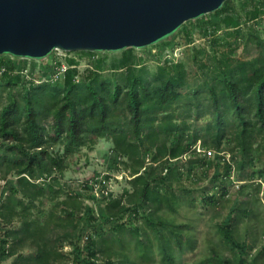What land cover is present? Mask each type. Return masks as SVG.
I'll use <instances>...</instances> for the list:
<instances>
[{"label": "trees", "instance_id": "trees-1", "mask_svg": "<svg viewBox=\"0 0 264 264\" xmlns=\"http://www.w3.org/2000/svg\"><path fill=\"white\" fill-rule=\"evenodd\" d=\"M225 1L216 12L231 8L229 0ZM263 13L264 10L256 5L250 11L249 19ZM222 22L226 34L238 33V19L228 14ZM250 33L245 40H254L259 54L238 63L236 69L229 66L227 56L223 55L219 72L213 76L212 82H205L213 112L203 129L216 151L220 150L226 136H232L239 151L240 167L254 162L255 149L261 150L256 158L264 160V39L256 32ZM167 36L171 33L164 37ZM133 48L120 50L122 58L119 63L122 64L119 67H125L120 76H102L91 71L84 79L77 80L75 61L69 59L61 83L36 79L26 85L24 76L15 73V63L0 57L1 87L22 84L17 90L19 96L10 94L9 102L0 111V169L5 174L13 172L16 177V187H11L0 199V225L24 215L17 227H0V258L13 256L10 264H58L66 258L67 253L58 247L57 242L63 239L71 243L76 236L78 218L74 210L62 207L57 211L56 208L61 203L79 208L78 195L70 193L66 199L55 201L43 220L40 216L27 217L26 213L34 206L35 200L43 203L45 198L56 197L60 192L59 188H54L56 179L53 174L54 170L63 168L64 155L82 146H92L101 138L110 140L114 154L123 158L121 162L131 176L128 182L132 187L131 192L124 189L118 198L107 196L105 213L112 217L127 211L128 206L122 204V197L126 196L131 201L140 200L148 214L143 216L144 225L129 228L128 241L112 234L101 236L99 240L88 237V258L84 264H97V255L101 251L110 255L114 241L124 251L117 261L109 256L103 264H135L136 259L148 262L156 250L164 263L173 264L176 249L194 247V239L184 225L176 224L161 212H175L178 208L179 198L172 183L182 177L183 170L174 161L189 152L187 170L191 171L203 163L194 145L197 140L203 147L207 144L197 131L190 140H185L184 131L189 125L185 119L177 120L182 112L176 114L172 109L182 97L185 69L180 62L172 63L171 67L159 65L156 74L149 79L144 71L130 64L128 52ZM114 68H117L116 64H113ZM192 97H197V91ZM258 138L260 140L256 142ZM55 145L63 146L62 154L52 152ZM144 151L148 152V165L145 164ZM225 168L223 176H228L230 161L225 163ZM109 175L105 174L104 178ZM243 188L241 185L238 191ZM20 189L27 194L26 203L16 194ZM225 193L223 188L221 197ZM205 197L210 203L217 200L215 194ZM134 211L138 212L137 209ZM240 212L243 215L252 213L247 206L240 208ZM217 228L224 243L236 242L242 247L235 239L230 222ZM115 229L124 232V224ZM154 238H157L156 243ZM24 243L32 246L28 254L17 252V246ZM130 245L135 252L134 258L128 255ZM262 255L264 245L250 264H259L258 258ZM215 257H219L218 254ZM235 259L236 264H246L241 257ZM225 263L230 264L229 261ZM75 264H80L76 257Z\"/></svg>", "mask_w": 264, "mask_h": 264}, {"label": "rangeland", "instance_id": "rangeland-1", "mask_svg": "<svg viewBox=\"0 0 264 264\" xmlns=\"http://www.w3.org/2000/svg\"><path fill=\"white\" fill-rule=\"evenodd\" d=\"M229 4L231 8L228 11L214 10L189 19L171 33V36L147 46L134 47L130 53L128 52L130 64L144 71L149 79L156 74L159 65L171 67L174 62L182 63L185 69V83L181 88L182 97L178 103L172 105V109L176 114L182 112L177 120L185 119L189 125L184 131L185 140H190L192 134L197 131L198 135L201 134V140L207 143L203 147L200 140H197L194 145L195 150L200 147L205 149V152H200L198 155L203 163H199L191 171L187 170L189 152L174 161L183 170L182 177L172 183L179 198L178 208L175 212L167 210L161 212L163 216L173 219L176 224L184 225L185 230L194 239V247L176 249L173 264H226L225 261L236 264L235 257H241L246 264H250L264 245V160L261 157L256 158L261 150H254L256 157L252 164L245 163L243 167H240L238 165L239 151L235 147L232 136H226L220 150L216 151L210 145V139L203 129V126L212 118L213 112L205 82H212L213 76L219 72L218 66H222L220 59L223 55L227 56L229 66L236 69L238 63L251 60L260 52L254 40H245L246 37H250V32H256L264 39V13L257 18L249 19L250 11L254 6L259 5L264 10V0H229ZM228 14L239 21L238 33L231 36L226 34L227 29L222 22ZM120 50H94L90 53L52 49L39 58L15 56L9 53H1L0 57L14 62L15 73L24 76V83L28 85L30 80L36 79L61 83L62 72L69 59L75 61L77 80L84 79L91 71L98 72L102 76L114 74L120 76L125 70V67H119L122 64L119 63L122 58ZM113 64H116L117 68L113 69ZM0 84L1 111L9 102L10 94L19 96L17 90L22 88V84L16 83L11 88L1 87L3 81ZM195 91H197L196 98L192 97ZM191 98L193 100L190 101ZM259 140L260 138L256 142ZM51 150L62 154L63 146L55 145ZM144 157L145 164L148 165V152ZM121 160L123 158L114 154L112 142L103 138L92 146H82L64 155L63 168L54 170L53 174L56 179L54 188H59L60 192L56 197L45 198L43 203L35 200L34 206L30 207L29 212L26 213L27 217L40 216L43 220L55 201L66 199L70 193L78 195L81 202L79 208L62 203L56 208L57 211L62 207L74 210L78 218L76 236L71 243L70 240L63 239L57 242L58 247L67 253L66 258L58 264H75V257L80 264H84V260L88 258V237L99 240L101 236L112 234L128 241L129 228L144 225L143 216L148 214V209L141 205L140 200L131 201V198L123 196L122 204L128 206L127 211L112 217L104 211L107 196L115 199L123 194L124 189L132 191L128 182L131 176L123 167ZM228 161L231 162L230 174L223 176L226 169L225 163ZM107 173L110 174L109 178H104ZM15 179L13 172L5 174L0 169V199L11 187H16ZM241 185H244V188L239 192ZM223 188L226 189V193L221 197ZM20 190L16 194L26 203L27 194ZM211 194L216 195L215 203L205 199L206 195ZM245 206L252 213L243 215L240 208ZM135 209L138 212H135ZM22 218L24 215L15 216L9 222L1 223L0 227H17ZM225 222L233 225L235 239L242 244V247L236 245V242L224 243L217 226ZM121 223L124 224V232L119 233L115 228ZM1 231L2 228L0 233ZM154 242H157V238H154ZM111 245L113 250L110 255L102 251L98 253L97 264H103L109 256L114 261L121 257V252L124 250H121L118 242L114 241ZM31 251L30 243L17 246V252L28 254ZM127 251L130 258L135 257L132 245ZM215 254H218L217 258L221 261H218ZM12 258L13 256L1 257L0 264H10ZM258 263L264 264V255L258 258ZM135 264L166 263L161 260L156 250L150 261L143 262L136 259Z\"/></svg>", "mask_w": 264, "mask_h": 264}, {"label": "water", "instance_id": "water-1", "mask_svg": "<svg viewBox=\"0 0 264 264\" xmlns=\"http://www.w3.org/2000/svg\"><path fill=\"white\" fill-rule=\"evenodd\" d=\"M225 0H0V54L147 46Z\"/></svg>", "mask_w": 264, "mask_h": 264}, {"label": "built area", "instance_id": "built-area-1", "mask_svg": "<svg viewBox=\"0 0 264 264\" xmlns=\"http://www.w3.org/2000/svg\"><path fill=\"white\" fill-rule=\"evenodd\" d=\"M196 151H197V152H203V153H204V152H205V149L200 148V147H197V148H196ZM207 152L209 153V151H207Z\"/></svg>", "mask_w": 264, "mask_h": 264}]
</instances>
